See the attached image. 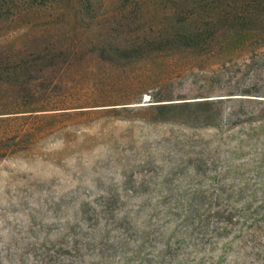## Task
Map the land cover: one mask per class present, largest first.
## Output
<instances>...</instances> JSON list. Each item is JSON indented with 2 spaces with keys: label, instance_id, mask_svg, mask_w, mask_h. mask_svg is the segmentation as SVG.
Segmentation results:
<instances>
[{
  "label": "rangeland",
  "instance_id": "1",
  "mask_svg": "<svg viewBox=\"0 0 264 264\" xmlns=\"http://www.w3.org/2000/svg\"><path fill=\"white\" fill-rule=\"evenodd\" d=\"M151 3L0 0V53ZM216 35L128 65L84 52L33 83L58 103L34 112L7 111L25 80L0 76V264H264V30Z\"/></svg>",
  "mask_w": 264,
  "mask_h": 264
},
{
  "label": "trees",
  "instance_id": "2",
  "mask_svg": "<svg viewBox=\"0 0 264 264\" xmlns=\"http://www.w3.org/2000/svg\"><path fill=\"white\" fill-rule=\"evenodd\" d=\"M151 2V7L127 13L129 18L124 17L122 11L119 19L84 23L83 32L71 23H42L46 33L27 38L25 52L16 45L5 47L0 53V66L3 62L6 65L0 67V76L25 80L23 86L26 87L21 90L24 92L20 91L22 100L10 103L7 111L24 113L57 106L51 90H40L43 94L40 95L33 83L56 79L64 66L71 65L76 57L86 54L84 52L94 54L103 62L120 60L128 65L156 53L203 51L213 45L218 38L216 34L222 30L228 32L236 27L246 31L264 30V0ZM147 12L152 13L151 18H145ZM34 29L28 31L34 32ZM87 33L92 36L85 38Z\"/></svg>",
  "mask_w": 264,
  "mask_h": 264
}]
</instances>
